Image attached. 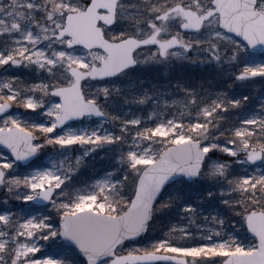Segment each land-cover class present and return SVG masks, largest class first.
<instances>
[{
    "label": "snow or ice",
    "instance_id": "1",
    "mask_svg": "<svg viewBox=\"0 0 264 264\" xmlns=\"http://www.w3.org/2000/svg\"><path fill=\"white\" fill-rule=\"evenodd\" d=\"M0 264H264V0H0Z\"/></svg>",
    "mask_w": 264,
    "mask_h": 264
}]
</instances>
